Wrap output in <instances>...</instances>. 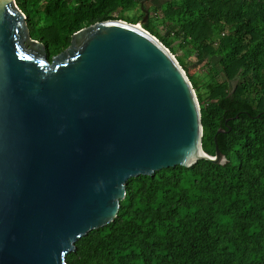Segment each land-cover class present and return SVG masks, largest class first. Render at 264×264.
<instances>
[{
	"label": "water",
	"instance_id": "water-1",
	"mask_svg": "<svg viewBox=\"0 0 264 264\" xmlns=\"http://www.w3.org/2000/svg\"><path fill=\"white\" fill-rule=\"evenodd\" d=\"M201 136L189 78L148 31L95 22L49 59L0 0V264H68L76 240L114 220L129 178L226 164Z\"/></svg>",
	"mask_w": 264,
	"mask_h": 264
},
{
	"label": "trees",
	"instance_id": "trees-1",
	"mask_svg": "<svg viewBox=\"0 0 264 264\" xmlns=\"http://www.w3.org/2000/svg\"><path fill=\"white\" fill-rule=\"evenodd\" d=\"M139 1L15 3L26 16L30 37L45 45L50 59L68 46L69 36L90 24L108 19L135 24L123 13ZM139 11L137 21L144 14ZM154 12L185 56L204 52L218 58V69L210 67L209 76L223 75L219 93L206 102L196 96L202 149L213 155L215 137L227 163L199 159L190 167L129 178L114 220L76 240L66 261L264 264V0H166ZM143 29L158 35L150 17ZM158 39L174 50L166 37ZM231 78L236 79L232 87Z\"/></svg>",
	"mask_w": 264,
	"mask_h": 264
},
{
	"label": "rangeland",
	"instance_id": "rangeland-1",
	"mask_svg": "<svg viewBox=\"0 0 264 264\" xmlns=\"http://www.w3.org/2000/svg\"><path fill=\"white\" fill-rule=\"evenodd\" d=\"M166 2V0H140L137 5L131 10L123 13V17L131 18L132 20H136V25H140L143 28L144 23H140L137 21L138 16H140L141 9L143 13L147 14V17H150L151 22L154 24V29L158 35L166 37L172 43L173 49L170 53L174 56L176 61L182 60L184 64V72L188 76H192L193 80L197 85V89L195 94H199L203 97V100L206 102L208 98H213L217 93H219L220 88L218 82L224 79L223 75L220 73L216 79H211L209 76L210 67H214L218 69L217 65V57H209L204 52H200L198 54H192L191 56H185L183 53L179 42L177 40L174 41L173 37L169 34V28H166L164 24L161 22V15L156 14L154 9L159 10V8ZM18 7V6H17ZM141 7V8H140ZM19 8V7H18ZM147 11V12H146ZM143 14V16H144ZM147 20V19H146ZM123 21V20H122ZM146 23V22H145ZM145 30V29H144ZM151 34V33H150ZM153 35V34H152ZM158 35H153L158 39ZM159 40V39H158ZM160 41V40H159ZM161 42V41H160ZM162 43V42H161ZM163 44V43H162ZM164 45V44H163ZM165 46V45H164ZM179 63V62H178ZM236 79L231 78L228 81L230 87L234 85ZM199 103V102H198Z\"/></svg>",
	"mask_w": 264,
	"mask_h": 264
},
{
	"label": "bare ground",
	"instance_id": "bare-ground-1",
	"mask_svg": "<svg viewBox=\"0 0 264 264\" xmlns=\"http://www.w3.org/2000/svg\"><path fill=\"white\" fill-rule=\"evenodd\" d=\"M135 25H136V24H135ZM137 26H138L139 28H141V26H140L139 24H138Z\"/></svg>",
	"mask_w": 264,
	"mask_h": 264
}]
</instances>
